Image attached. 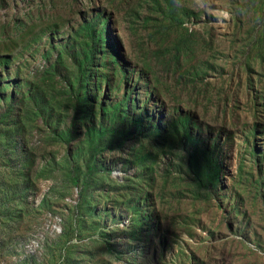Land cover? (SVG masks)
I'll list each match as a JSON object with an SVG mask.
<instances>
[{"label":"rangeland","instance_id":"1","mask_svg":"<svg viewBox=\"0 0 264 264\" xmlns=\"http://www.w3.org/2000/svg\"><path fill=\"white\" fill-rule=\"evenodd\" d=\"M0 264H264V0H0Z\"/></svg>","mask_w":264,"mask_h":264},{"label":"trees","instance_id":"2","mask_svg":"<svg viewBox=\"0 0 264 264\" xmlns=\"http://www.w3.org/2000/svg\"><path fill=\"white\" fill-rule=\"evenodd\" d=\"M78 80H80V81H84V82H82L81 83V86L83 87L84 86V84L86 83L85 81V78H83L82 79V77L79 75L78 76ZM84 93V92H83ZM83 95H85V94H83ZM84 97L85 96H79V98L81 99V100H83L84 99ZM183 119L186 121V123H187V121H188V117H187V114H185V113H183ZM138 120V119H137ZM140 120V119H139ZM135 122H137V121H135V119L133 120V123H135ZM99 131V133H102V130H101V128L98 130ZM183 132H184V134L185 135H187V137H188V141H190V136H191V133H190V130H189V126H186L184 129H183ZM76 180V179H75Z\"/></svg>","mask_w":264,"mask_h":264}]
</instances>
